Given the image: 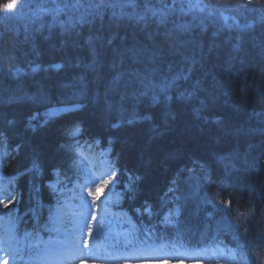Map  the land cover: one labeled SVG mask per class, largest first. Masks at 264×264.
<instances>
[{
  "label": "trees",
  "instance_id": "obj_1",
  "mask_svg": "<svg viewBox=\"0 0 264 264\" xmlns=\"http://www.w3.org/2000/svg\"><path fill=\"white\" fill-rule=\"evenodd\" d=\"M22 2L0 0V131L8 137L7 150L11 153L8 178L22 193L18 203L20 221L49 227L55 198L62 194H56L46 181L57 170L63 183L77 177L83 179L86 172L80 149L85 148L87 141L100 138L119 168L123 205L133 211L150 207L159 212L176 203L181 214L176 223L179 232L173 235L180 236V242L194 245L222 240L238 250L245 249L249 264H264L261 5L252 0L238 11L221 9L223 16L229 14L227 24L241 27H225V20L218 14L205 21L204 31L199 20L193 21V15L202 16L206 12L173 15L166 26L158 27L154 19L141 24L126 18L113 21L108 10L103 21L97 19L91 26H78L77 37L75 32H63L59 26L49 28L52 18L48 15L33 17L39 5L52 7L50 0H27L30 7L22 13L5 16V4ZM135 2L137 13L142 12L145 0ZM60 19L67 20V16L61 15ZM175 23L194 24L188 33H174L179 41L187 42L181 52L194 55L196 61L190 65L174 64V71L181 66L190 67L189 79L178 82L179 87L170 93L173 100L169 104L161 100L152 105L147 98L135 104L139 116L151 119L137 120L131 125L121 123L133 114L135 102L127 95L132 89L123 87V82L119 88L110 87L113 77L123 70L109 67L113 61L111 47L98 49L96 72L83 67L91 60L85 38L102 31L105 38L117 34L114 46L120 45V37H125L129 45L138 41L151 47L155 43L165 52L155 67L160 69V75L170 76L173 73L168 72V63L180 61L181 57L167 55L163 33L173 29ZM150 33L152 40L148 38ZM125 63L141 70L153 67L146 59L144 64L133 65L129 60ZM55 64L63 67H50ZM33 68L38 70L34 72ZM197 81L199 88L192 100L176 99L179 92L192 91ZM122 96L126 98L121 99ZM201 100L206 107L197 119L193 109L201 108ZM55 105L76 110L46 115ZM77 105L82 107L76 108ZM165 113H172L175 119ZM34 115L37 119L32 123L43 126L32 131L27 125ZM75 124L83 131L72 138L67 131ZM113 124L120 126L113 128ZM17 145H20L18 153L13 151ZM71 146H77L78 150L73 152ZM33 156L39 165L38 174L26 171L32 166ZM135 176L140 180L126 190L125 183ZM208 200H214L215 205L207 203ZM229 200L230 208L220 204Z\"/></svg>",
  "mask_w": 264,
  "mask_h": 264
},
{
  "label": "snow or ice",
  "instance_id": "obj_2",
  "mask_svg": "<svg viewBox=\"0 0 264 264\" xmlns=\"http://www.w3.org/2000/svg\"><path fill=\"white\" fill-rule=\"evenodd\" d=\"M52 7H46L43 4L39 5L32 13L35 19H39L44 15H48L52 18L51 24H49V28L59 26L63 32L71 33L75 32L77 37L80 36V32L76 31L78 26L84 25H93L94 22L99 19L103 21L105 12L111 10L110 18L113 21H119L122 19H128L130 21H134L136 24L146 23L150 19H154L157 26H166L169 22V18L173 15L187 16L190 13L195 11H199L200 13H205L206 15L196 16L193 15V21L199 20V27L202 31L206 29L205 21L210 20L212 17L216 15H220L225 20V27L231 28L241 27L239 24L229 25L227 24L228 17L223 16V12L221 9H233L239 10L242 7H246L248 4L252 3V0H207L206 3L203 0H156V3L153 4L152 0H145L144 9L142 12L137 13L136 8L138 7L135 0H50ZM258 5H261V8L264 9V0H256ZM177 5H179L177 7ZM30 7L27 3V0L16 5V4H5V16L7 15H15L17 12H23L25 8ZM131 8L132 11L128 12L125 9ZM61 15H66L67 20H61ZM264 19V17H262ZM194 24L192 23H175L173 29L167 30L163 33L165 37V43L167 44V55L169 56H180V61H174L168 63V72L173 73L170 76L160 75V69L155 67L158 62L162 61L165 52L164 49L159 45L153 43L150 47L149 45H141L138 41L132 44L126 43L125 37H120V45L114 46V41L117 39V34L113 33L111 36L105 38L102 31H97L95 34L90 33L84 40V44L87 46L88 51L91 56V60L89 63L84 64L85 67L89 71L96 72L98 69V49H105L107 47H111L113 61L109 65L110 68L116 69L117 67L123 69L119 71L111 80L110 87L113 89L119 88L121 83L123 82V87L126 89H132L130 93L127 95L135 102L133 105V114L132 117L127 120H122L121 123L126 124H134L137 120H148L151 119L149 116H139L138 113L135 112V104L141 102L143 98H147L150 100L152 105H156L161 103V100L166 104L171 103L173 100V96L170 94L174 88L179 87V81H187L190 77L191 68H185L183 66L179 67L174 71V64L179 65H190L194 64L195 58L193 56L184 55L181 52V48L187 43L185 41H179L177 37L174 36V33H188L192 30ZM243 27H251V25H244ZM215 35V33H214ZM149 40H152V34H149ZM76 46H79L77 43ZM159 49V50H157ZM145 59L149 64H152L153 67L149 68L145 66L144 70L135 67H128L126 65V60L132 62L133 65L136 64H144ZM79 66V65H78ZM50 67L60 69L63 67L61 64L51 65ZM38 68H33L32 71H37ZM157 77H159L157 79ZM83 79V78H81ZM230 85L231 81H227ZM199 88V81L193 86L192 91L179 92L176 96L177 100L188 102L192 100L196 96V91ZM243 92V89H241ZM125 96H122L121 99H125ZM201 108L193 109L194 115L197 119L201 117V112L204 107H206L205 101H200ZM82 105H77L76 108H80ZM76 109H57L52 110L48 114V116L59 113V112H67L74 111ZM166 116H171L175 119V116L172 113H165ZM37 119V116L34 115L29 118V123L27 127L31 128L32 131L36 130L37 126L43 125H34L32 123L33 120ZM207 120V117H204ZM10 125L14 124V121L8 122ZM44 123H47V119L44 120ZM120 124H113V128L119 127ZM82 127L79 124H75L73 128L67 131V135L72 138H77L82 134ZM159 134V133H158ZM7 141L8 137L4 134L3 131H0V147L7 149ZM99 143V141H96ZM109 146L111 145V140L108 141ZM61 147H65L62 145ZM20 145H17L13 151L19 152ZM71 150L76 152L78 150L77 146H71ZM11 153L5 151L4 156H10ZM3 164L0 163V167ZM201 167H203L201 165ZM28 172H32L35 174L39 173V165L36 162V157L32 158V166L31 168L26 169ZM111 175L108 179L104 181V185L101 186H110L113 190L117 181L115 180L116 169L114 165H110ZM57 181L59 182V171H56ZM207 178V177H205ZM0 180H3V177H0ZM97 178L95 176L90 177L91 182H96ZM140 180L139 176L130 177L129 185L134 184L136 181ZM11 183V180H9ZM49 187L56 191V187L54 184H50ZM172 191V189H170ZM255 191V189H252ZM88 194L93 196V202L99 199L95 196V194L89 190ZM179 199V197H177ZM207 203H211L215 205L214 200H208ZM231 200L225 202L220 201V204L226 208H230ZM0 204H3L4 208H8V203H5L3 200H0ZM99 207V205H95ZM88 202L86 200H82L81 211L79 216L83 220H87V210H88ZM173 216H179V207L175 209H170L168 214L164 216V219L161 223L164 224H173L174 221L171 219ZM95 220V217H93ZM231 226V222L229 224ZM98 227L103 230L104 224L99 223ZM247 230L245 229V232ZM84 235V229L79 228L78 234L75 235L74 239L71 242V255L69 257L70 260L75 264V260L78 255L82 253V249L80 246V240ZM92 237V229L89 228L87 232V239H91ZM84 248L88 249V252L91 253L92 249L88 247L87 242L83 245ZM163 245L160 247H153L149 245L142 246L140 248L134 249L136 253H139L141 256L152 255L156 253H161L164 251ZM101 245L97 244L96 250L100 251ZM110 261L118 260L117 257H113L110 253L108 254Z\"/></svg>",
  "mask_w": 264,
  "mask_h": 264
},
{
  "label": "rangeland",
  "instance_id": "obj_3",
  "mask_svg": "<svg viewBox=\"0 0 264 264\" xmlns=\"http://www.w3.org/2000/svg\"><path fill=\"white\" fill-rule=\"evenodd\" d=\"M101 171L97 172L96 174L99 175L98 178V187L96 186V184H94V182H91L90 184V180H88L86 183L84 184H80V187L82 188L83 191H87L86 194L84 195V199L88 202V210H87V220H83L80 217V228L84 229V235L80 240V246L82 249V253H83V257H81V259H77L75 260V264H118V263H124V264H138L139 262H144V261H148L152 258H156V257H162L161 259H170L173 262H177L180 260H185L186 264H220V263H228V264H238V259L237 256L235 254V252L232 249H228V248H224V247H217L216 249H212L210 250L208 253H205L203 251H197L196 255L190 258H181L178 254L177 249H171V250H166L164 249V255H161V253H156V254H152V255H145V256H141L139 253H136L134 251V249L136 248H140L142 246L145 245H149V246H156L157 244L158 247H160L161 245H163V242H151L148 240H145L143 238H140L138 236H136V234H133V230L132 229H125L122 225V220L117 216V213L112 209H110L111 214L109 216V218H105L104 216H99V213L97 214L98 217H95L92 215L91 210H98V207H96V202L97 205H99V208H104V204L106 200L111 199L112 196V192L113 189L110 186H99L100 184V176H101ZM108 174V178L110 177L109 174V170L107 169L106 172ZM50 184H54L55 187L58 186V183L56 181H52L50 182ZM94 191L93 193L95 194L96 197H98L99 199L95 200V202H93V196L91 197L88 192L89 190L93 189ZM3 199V198H2ZM104 202V204H103ZM63 206L65 207V209L70 212H75V213H80L81 211V206H82V202L81 203H75L71 200H64L63 202ZM93 217H95V220H93ZM2 220V215L0 213V223ZM99 223H105L104 225V229H106V232L109 233L108 238L106 243L105 242H101L99 241L101 244V249L100 251L96 250V246L98 243V240L95 238V233L96 234H101L103 233L104 229L101 230L98 227ZM91 228L92 229V237L91 239H87V232L88 229ZM94 229H96V231L94 232ZM125 229V230H124ZM13 234V228L9 225V223H6L5 226L1 224L0 226V235L3 236L2 240L5 244V248L8 250L7 253H5L6 255H9V262L8 264H11L16 252L19 249H22V252H24V247H25V240L19 241L17 243V239L16 237L13 235L14 239L9 240V235ZM71 233L68 230H63L60 235L61 237H63V239L65 238L66 241H69L70 239H74L75 235ZM135 235V237H134ZM48 238H38V242L44 246V250L47 248V241ZM87 242L88 247L90 248V244L93 246V250L91 253L88 252L87 248H84L83 245L84 243ZM119 244H125L126 246V251H128V256L127 257H122V258H118V260H113L112 262H101L99 260V257H101L102 260H104L103 257H106L110 260L109 258V253L113 256V257H118V252L117 251H121L118 248ZM71 246V243H70ZM116 248V251L113 249ZM85 249L87 250V252H85ZM87 253H88V257H87ZM95 254V257L91 256L89 257V254ZM116 253V256H115ZM123 253V251L121 252ZM19 257H22L20 254H18ZM103 256V257H102ZM64 262L66 264H73L72 260H68L66 258V260H64ZM63 264V262H62Z\"/></svg>",
  "mask_w": 264,
  "mask_h": 264
},
{
  "label": "bare ground",
  "instance_id": "obj_4",
  "mask_svg": "<svg viewBox=\"0 0 264 264\" xmlns=\"http://www.w3.org/2000/svg\"><path fill=\"white\" fill-rule=\"evenodd\" d=\"M68 244V243H67ZM67 244H65V242H63V245H61V244H58V245H60V246H64V245H67ZM59 246V247H60ZM181 251H184V250H181ZM1 254H2V250L0 249V256H1ZM185 253H182L181 255H184ZM79 256V255H78ZM17 263V261L16 260H14L13 261V264H16ZM1 264V263H0Z\"/></svg>",
  "mask_w": 264,
  "mask_h": 264
}]
</instances>
